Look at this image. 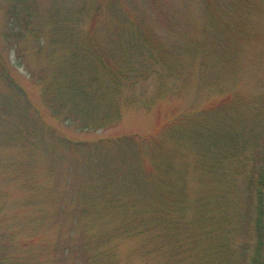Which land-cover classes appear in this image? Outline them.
<instances>
[{"label": "trees", "instance_id": "obj_1", "mask_svg": "<svg viewBox=\"0 0 264 264\" xmlns=\"http://www.w3.org/2000/svg\"><path fill=\"white\" fill-rule=\"evenodd\" d=\"M34 1L12 0L9 15L34 34L47 30L48 62L31 75L52 117L80 130L101 129L120 119L123 88L155 77L162 99L175 88L165 80L182 77L185 65L174 56L182 47L173 54L124 0H107L113 17L105 36H98L96 13L87 27L82 10L70 15L60 4L42 18ZM207 1L209 48L217 62L210 74L223 77L220 97L173 109L151 131L71 139L48 125L15 83L23 120L1 135L28 160L52 143L48 139L50 149H58L56 141L82 154L84 173L69 184L66 213L72 225L91 229L77 238L74 227L62 258L75 264H264V95L227 86L241 66L239 43L251 35L240 19L222 17L232 12L229 5ZM165 25L171 28V19ZM0 68L12 80L2 61ZM149 102L124 99L125 106L148 108Z\"/></svg>", "mask_w": 264, "mask_h": 264}, {"label": "rangeland", "instance_id": "obj_2", "mask_svg": "<svg viewBox=\"0 0 264 264\" xmlns=\"http://www.w3.org/2000/svg\"><path fill=\"white\" fill-rule=\"evenodd\" d=\"M35 1L42 18L52 6L62 4L70 15L82 10L81 22L87 27L92 14L96 13L93 22L100 33L98 36H105L112 27L113 15L108 13L107 0ZM213 1L229 5L232 12L222 17L240 19L239 27L251 35L239 43L241 66L236 74L228 77V89L245 96L264 95V0ZM11 2L0 0V61L4 62L12 78L6 77L0 68V260L3 261L0 264H75L72 259L62 258L60 250L65 241L70 243L74 227L75 232H79L77 238L82 231L91 229L90 224L72 225L66 213L70 205L69 184L74 177L77 180L84 173L82 154L72 152L56 141L58 149H50L53 140L48 139L47 142L52 143L39 147L28 160L26 152L1 135V131L11 129L23 120L18 109L24 100L16 94L15 83L40 108L45 122L71 139L92 141L129 132L151 131L159 119L173 109H185L191 103L203 105L220 97L223 77L212 78L210 74L211 67L217 62L211 59L209 48L212 43L207 21L210 14L206 9L209 1L124 0L129 11L142 17L166 38L164 45L172 48L173 54L182 47L174 56L179 65H185L184 72L179 79L165 80L167 87L175 88L168 89L162 99L157 98L155 77L139 82L134 89L123 88L121 117L117 123L85 130L48 114L42 102L41 84L31 75L48 62L47 30L43 28L37 35L14 24L9 15ZM168 19H171V28L165 25ZM44 46L45 49L39 52V47ZM129 96L150 100L151 104L148 108L139 104L125 106L124 99ZM42 128L40 125L38 131ZM132 264H137L136 259Z\"/></svg>", "mask_w": 264, "mask_h": 264}]
</instances>
